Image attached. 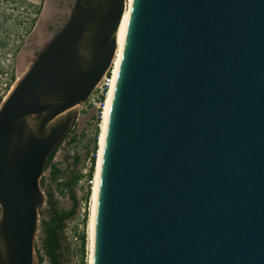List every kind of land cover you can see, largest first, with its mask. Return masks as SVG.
<instances>
[{
    "label": "water",
    "instance_id": "95a60500",
    "mask_svg": "<svg viewBox=\"0 0 264 264\" xmlns=\"http://www.w3.org/2000/svg\"><path fill=\"white\" fill-rule=\"evenodd\" d=\"M127 0H74L0 108V264H40L50 155L109 72ZM93 264H264V0H133Z\"/></svg>",
    "mask_w": 264,
    "mask_h": 264
},
{
    "label": "trees",
    "instance_id": "16d2710c",
    "mask_svg": "<svg viewBox=\"0 0 264 264\" xmlns=\"http://www.w3.org/2000/svg\"><path fill=\"white\" fill-rule=\"evenodd\" d=\"M106 97L98 100L99 108L90 105V119L96 122L101 120ZM83 113H86L84 110ZM89 115V112H87ZM98 113V114H97ZM96 137L93 146L88 149L85 158L80 154H72L71 148L78 139L77 124L66 134L62 143L50 155L45 166V173L41 180V187L46 200L39 216V228L36 240V253L40 264H76L77 253L72 248L69 233L73 223L78 217L82 203L85 205L83 226L87 225L89 218V202L92 196L93 185L98 157V141L101 130L96 126ZM89 160L88 174L82 171V166ZM87 178L86 192L79 196L80 183ZM80 239L79 262L87 264L86 242L84 232L78 234Z\"/></svg>",
    "mask_w": 264,
    "mask_h": 264
},
{
    "label": "rangeland",
    "instance_id": "374dc122",
    "mask_svg": "<svg viewBox=\"0 0 264 264\" xmlns=\"http://www.w3.org/2000/svg\"><path fill=\"white\" fill-rule=\"evenodd\" d=\"M74 0H28V15L16 14L17 23H26V26L17 25L15 29L8 31L9 23L5 29H0V87L5 81V73H8L12 80L17 81L28 69L33 58L44 44L60 29L66 22ZM47 9V10H46ZM17 13V12H16ZM44 13V15L42 14ZM3 16L0 17V20ZM26 18V19H25ZM20 20V21H19ZM32 26V28H31ZM24 28H27L26 30ZM24 54V57L23 56ZM90 104L95 105L93 102ZM99 108V105H95ZM86 110V113H83ZM89 112V115L88 113ZM90 105L83 107L79 120L77 121L78 139L72 146V154H80L85 158L88 149L93 146L96 137V121L91 120ZM98 114V113H97ZM75 124V125H76ZM89 160L82 166V171L87 168ZM85 179L80 183L79 196L83 197L86 192ZM93 185V184H92ZM92 201L89 202V218L86 226H83L85 205L82 203L80 213L73 223L69 237L73 250L77 253L75 263L79 262L80 239L78 234L85 231L86 261L90 264L91 239H90V214Z\"/></svg>",
    "mask_w": 264,
    "mask_h": 264
},
{
    "label": "bare ground",
    "instance_id": "6f19581e",
    "mask_svg": "<svg viewBox=\"0 0 264 264\" xmlns=\"http://www.w3.org/2000/svg\"><path fill=\"white\" fill-rule=\"evenodd\" d=\"M132 5H133V0H127L126 10H125L124 17H123V20L120 26L119 34H118V48H117L116 56L113 62L114 81L106 96L105 105L102 111L103 121H102L99 141H98L99 151H98L97 164H96L95 176H94L93 187H92V196H91L92 209H91V214H90L91 216L89 219L90 220V239H91L90 264H93V260H94L96 211H97V203H98L103 149H104V144H105V139H106V134H107L108 121H109L111 106H112V102L114 98L117 78H118L119 70L121 67V60L123 56V50H124Z\"/></svg>",
    "mask_w": 264,
    "mask_h": 264
},
{
    "label": "built area",
    "instance_id": "2783aa9c",
    "mask_svg": "<svg viewBox=\"0 0 264 264\" xmlns=\"http://www.w3.org/2000/svg\"><path fill=\"white\" fill-rule=\"evenodd\" d=\"M113 81H114V75H113V64H112V67L109 70V72L103 77L101 82L95 88V91H94L93 95L91 96L89 102H93L95 105H99V102H98L99 98L101 96H105V97L107 96V94H108V92H109V90L113 84ZM15 82L16 81L12 80L8 73H5V81H4L3 85L0 87V108H1L4 100L8 96V94L11 92ZM102 121H103V119L101 116V120L96 122V126L100 130L102 127ZM89 167H90V161H89L87 168H85V170L83 171V173L85 175L88 174ZM85 181H87V178H85ZM93 181H89V183L93 184Z\"/></svg>",
    "mask_w": 264,
    "mask_h": 264
},
{
    "label": "flooded vegetation",
    "instance_id": "af4514ba",
    "mask_svg": "<svg viewBox=\"0 0 264 264\" xmlns=\"http://www.w3.org/2000/svg\"><path fill=\"white\" fill-rule=\"evenodd\" d=\"M20 13L26 16L28 15V0H0V17L3 16L2 19L0 20V29L1 28L5 29V27L7 26L5 22L9 23L10 25L9 28H7L8 31L15 29L17 25L20 27H22V25L26 26V23L24 22L18 24L17 23L18 19L15 18L11 19L12 17H16L15 16L16 14H20ZM42 14L44 15V13ZM24 29L26 30L27 28ZM22 57L25 58L24 54Z\"/></svg>",
    "mask_w": 264,
    "mask_h": 264
}]
</instances>
